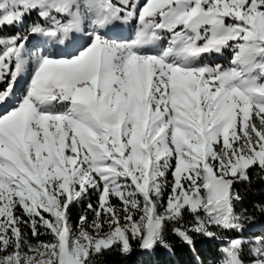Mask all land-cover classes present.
<instances>
[{
	"label": "snow or ice",
	"instance_id": "6c2138e0",
	"mask_svg": "<svg viewBox=\"0 0 264 264\" xmlns=\"http://www.w3.org/2000/svg\"><path fill=\"white\" fill-rule=\"evenodd\" d=\"M10 28L24 31L0 35V264H95L133 242L151 264L169 231L194 250L219 240L215 264H264L234 188L264 174V0H0ZM225 51L229 67L209 62Z\"/></svg>",
	"mask_w": 264,
	"mask_h": 264
},
{
	"label": "trees",
	"instance_id": "16d2710c",
	"mask_svg": "<svg viewBox=\"0 0 264 264\" xmlns=\"http://www.w3.org/2000/svg\"><path fill=\"white\" fill-rule=\"evenodd\" d=\"M36 19V14L33 13L26 19L25 25L31 23ZM17 31L23 32L24 29L10 28L4 29L0 32V35H14ZM28 46V45H27ZM29 47V46H28ZM231 56L230 53L225 51L224 57ZM224 59H214V54L210 59L215 60V64H221L225 66L228 61ZM230 59V58H227ZM4 85H0L3 87ZM171 179V176H169ZM235 191H237L241 197L236 202V211L244 212L245 215L250 216L251 220L246 222L245 235H251L253 233H260L264 231V174H258L253 171L250 181H239L234 185ZM98 196L95 192H92L89 196L85 197L80 203L74 204L70 209V217L73 226L79 222V217L85 212H88L89 219L92 218L91 212L88 211L87 205L97 203ZM118 203V201H114ZM189 221L191 217L187 218ZM255 231L248 232L247 229L255 228ZM261 229V230H259ZM29 236H31L30 230H27ZM43 231V230H42ZM230 235H235L230 234ZM48 236H41L40 239H49ZM166 239L169 244L172 245V251L169 252L163 247H158L156 254L152 257L151 264H215L216 259L219 256L220 241L209 239L208 237L194 236L195 250L192 246H189L182 242L177 236L168 232ZM134 252L131 255H124L120 252L118 247H114L110 251L104 252L102 255L96 258L95 264H141V261L145 258L140 254L138 246L133 242Z\"/></svg>",
	"mask_w": 264,
	"mask_h": 264
},
{
	"label": "rangeland",
	"instance_id": "374dc122",
	"mask_svg": "<svg viewBox=\"0 0 264 264\" xmlns=\"http://www.w3.org/2000/svg\"><path fill=\"white\" fill-rule=\"evenodd\" d=\"M134 26V25H133ZM122 29V28H121ZM130 32V31H129ZM29 45H30V49L31 48H33V46L37 43V38L36 37H34V36H30L29 37ZM219 55V54H218ZM219 56H221V55H219ZM25 86H26V82H25V80H20L19 81V83H18V86H17V88H16V91H19V89H20V92H22L23 90H24V88H25ZM8 107H11V105H9ZM3 112V111H2ZM256 230V227L255 228H250V229H247V231L248 232H252V231H255ZM259 230H261V229H259Z\"/></svg>",
	"mask_w": 264,
	"mask_h": 264
},
{
	"label": "bare ground",
	"instance_id": "6f19581e",
	"mask_svg": "<svg viewBox=\"0 0 264 264\" xmlns=\"http://www.w3.org/2000/svg\"><path fill=\"white\" fill-rule=\"evenodd\" d=\"M109 35L111 37H118V38H121L122 39V36H120L119 34H116V32H113V33H109ZM124 38V37H123ZM2 110V109H1Z\"/></svg>",
	"mask_w": 264,
	"mask_h": 264
}]
</instances>
